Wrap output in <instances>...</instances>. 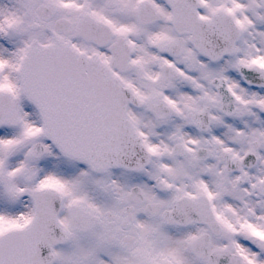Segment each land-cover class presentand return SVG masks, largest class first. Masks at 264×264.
Listing matches in <instances>:
<instances>
[{
  "label": "snow or ice",
  "instance_id": "obj_1",
  "mask_svg": "<svg viewBox=\"0 0 264 264\" xmlns=\"http://www.w3.org/2000/svg\"><path fill=\"white\" fill-rule=\"evenodd\" d=\"M0 264H264V0H0Z\"/></svg>",
  "mask_w": 264,
  "mask_h": 264
}]
</instances>
